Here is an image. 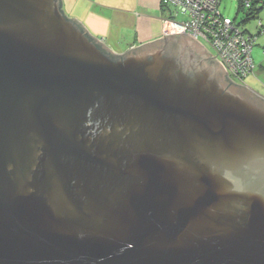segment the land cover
I'll list each match as a JSON object with an SVG mask.
<instances>
[{
  "label": "water",
  "instance_id": "water-1",
  "mask_svg": "<svg viewBox=\"0 0 264 264\" xmlns=\"http://www.w3.org/2000/svg\"><path fill=\"white\" fill-rule=\"evenodd\" d=\"M62 5L0 0V264H264V95Z\"/></svg>",
  "mask_w": 264,
  "mask_h": 264
},
{
  "label": "crops",
  "instance_id": "crops-1",
  "mask_svg": "<svg viewBox=\"0 0 264 264\" xmlns=\"http://www.w3.org/2000/svg\"><path fill=\"white\" fill-rule=\"evenodd\" d=\"M62 6L69 17L77 18L116 54L163 36L161 0H63ZM259 21L262 30H258V24L250 30L257 35L254 48H258L253 58L256 75L264 72V12ZM252 75L256 76L255 71Z\"/></svg>",
  "mask_w": 264,
  "mask_h": 264
},
{
  "label": "built area",
  "instance_id": "built-area-1",
  "mask_svg": "<svg viewBox=\"0 0 264 264\" xmlns=\"http://www.w3.org/2000/svg\"><path fill=\"white\" fill-rule=\"evenodd\" d=\"M162 2L169 13V18L164 22V36L188 33L200 42L209 43L216 50L215 55L211 54V57H215V60L223 65L233 81L243 82L247 76L254 73L256 67L252 55L254 46L251 41L244 39L233 19L222 14L221 0H162ZM210 10L213 11L212 16L207 15ZM182 13L186 15L185 19L182 18ZM203 22L208 29L203 28Z\"/></svg>",
  "mask_w": 264,
  "mask_h": 264
},
{
  "label": "rangeland",
  "instance_id": "rangeland-1",
  "mask_svg": "<svg viewBox=\"0 0 264 264\" xmlns=\"http://www.w3.org/2000/svg\"><path fill=\"white\" fill-rule=\"evenodd\" d=\"M220 9H221V12L224 16L231 18V19H234L237 23H240L241 29H246V30L250 31L253 29V27L255 25L258 24L259 19H251L248 22L244 21V18L246 16V10L245 11H239V0H222L221 4H220ZM163 11H164L163 25H164L165 19L169 18V13L164 8H163ZM263 12H264V10L262 11V13ZM207 15L212 16L213 11L210 10ZM200 16H203V15H200ZM200 16H198V17H200ZM206 18H207V16H206ZM197 22H200V20L199 21L197 20ZM202 26L204 29H208L205 22L202 23ZM209 31H211V30H209ZM173 34H176V33H173ZM202 44L205 46V48L207 49V51L210 54H212L213 56L215 55L216 50L212 47V45H210L209 43H205V42H202ZM257 48H258V46H256L255 48L253 47V49H254V53H252L253 58H255V50H257ZM254 71H255V75H256V69ZM244 83L256 91L257 90L261 91L262 94L264 95V72L258 73L256 76H253L252 74L247 76L244 79Z\"/></svg>",
  "mask_w": 264,
  "mask_h": 264
},
{
  "label": "trees",
  "instance_id": "trees-1",
  "mask_svg": "<svg viewBox=\"0 0 264 264\" xmlns=\"http://www.w3.org/2000/svg\"><path fill=\"white\" fill-rule=\"evenodd\" d=\"M222 1V0H221ZM162 7L166 10L165 6L163 5V2L161 0ZM246 10V16L244 18L245 22L250 21L251 19H260L261 15L263 14L262 11L264 10V0H239V11H245ZM181 15V14H180ZM182 18H186V15L182 13ZM237 28L241 30V34L244 37V39L247 41H251L253 46L255 45L256 41V34H253L249 30L241 29L240 23H237L234 19ZM258 30H262V22L258 21ZM256 36V37H255ZM93 40H95L99 46L102 48L104 45L100 44L96 39L91 37ZM104 50V49H103ZM255 62V61H254Z\"/></svg>",
  "mask_w": 264,
  "mask_h": 264
},
{
  "label": "flooded vegetation",
  "instance_id": "flooded-vegetation-1",
  "mask_svg": "<svg viewBox=\"0 0 264 264\" xmlns=\"http://www.w3.org/2000/svg\"><path fill=\"white\" fill-rule=\"evenodd\" d=\"M163 36H164V34H163ZM232 80V79H231ZM233 81V80H232ZM234 83H236V84H240V85H242V84H244L243 82H242V80H236V81H233Z\"/></svg>",
  "mask_w": 264,
  "mask_h": 264
}]
</instances>
